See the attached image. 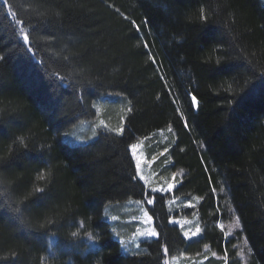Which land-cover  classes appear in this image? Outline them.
Returning <instances> with one entry per match:
<instances>
[{"label":"trees","instance_id":"1","mask_svg":"<svg viewBox=\"0 0 264 264\" xmlns=\"http://www.w3.org/2000/svg\"><path fill=\"white\" fill-rule=\"evenodd\" d=\"M0 57V264H166L204 247L227 258L201 264H264V0H0ZM106 95L124 131L71 141ZM168 126L173 195L201 225L189 240L129 149ZM129 198L152 201L157 236L125 253L107 217ZM233 216L245 263L219 227Z\"/></svg>","mask_w":264,"mask_h":264},{"label":"rangeland","instance_id":"2","mask_svg":"<svg viewBox=\"0 0 264 264\" xmlns=\"http://www.w3.org/2000/svg\"><path fill=\"white\" fill-rule=\"evenodd\" d=\"M119 100L120 97L115 98L111 95L101 96L93 100L94 118L78 121L67 129L66 135L71 137V141L80 143L94 138L101 128L112 131L121 128L124 122L125 111H119L120 108L115 107L116 104L120 103ZM125 108L126 106H123V110ZM101 121H103V125ZM66 135L63 134V137H66ZM173 140V130L168 126L167 128L155 131L147 137L136 139L132 144H137V148L133 150L129 147V149L135 164L136 176L144 186L154 192L170 194L167 202L171 210L177 209L175 212L179 213L178 216L172 214L170 222L177 224L181 228L184 237L189 240L200 234L201 225L198 221V215L193 210L191 211V216L182 215V210L184 209L182 207H191L194 201L179 205L181 200L173 195V190L181 180L183 174L182 170L171 171L167 166L170 163L167 151L170 147L169 144ZM138 162L139 167H137ZM145 201L148 203L149 199L146 198ZM145 201L129 198L124 201L125 204L121 205V210H123L121 214L114 213L110 217H107L108 220L110 219L111 224H113L111 229L112 237L120 242L121 250L125 253L136 252L143 245V241L157 236L152 218L149 220L151 216L147 210ZM114 217L115 219H113ZM219 227L227 239L234 237L231 246H233L236 256L242 263H245L247 260V244L240 234H236L239 228L236 216H233L230 220L220 222ZM152 231L155 232L154 236L139 234ZM210 255L220 260L227 258L226 251L225 254L219 255L208 247H204L201 252L195 254L182 253L179 256L168 258L166 264H201Z\"/></svg>","mask_w":264,"mask_h":264},{"label":"snow or ice","instance_id":"3","mask_svg":"<svg viewBox=\"0 0 264 264\" xmlns=\"http://www.w3.org/2000/svg\"><path fill=\"white\" fill-rule=\"evenodd\" d=\"M5 3H7V0H5ZM202 18L206 19V17H203V16H202ZM23 39L27 42L28 39H29L28 35L27 34H24ZM0 59H3V57H0ZM191 101H192L193 104H196V97L195 96H192L191 97ZM129 111H131V109H129ZM101 124L103 125V121H101ZM113 131H115L117 134H120V133H122L124 131V129L123 128H118V129H114ZM20 143L23 144V138H20ZM130 147H131V149L135 150L137 148V144H132ZM137 167H139V162L137 163ZM42 178L43 177L41 176V179ZM37 191H41V190L40 189H37ZM148 203L150 204V203H152V201L149 200ZM113 219H115V217ZM150 219H151V217H149V220ZM237 226H239V220H238V218H237ZM198 231H199V229H198ZM139 234L140 235H153L154 236L155 235V232L152 231V232H148V233H139ZM73 235L75 236L76 233H73Z\"/></svg>","mask_w":264,"mask_h":264},{"label":"bare ground","instance_id":"4","mask_svg":"<svg viewBox=\"0 0 264 264\" xmlns=\"http://www.w3.org/2000/svg\"><path fill=\"white\" fill-rule=\"evenodd\" d=\"M153 239V238H152Z\"/></svg>","mask_w":264,"mask_h":264}]
</instances>
